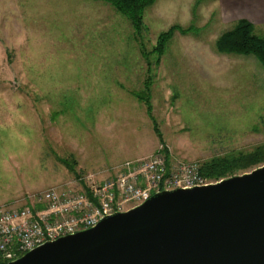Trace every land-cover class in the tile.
<instances>
[{
  "label": "rangeland",
  "instance_id": "374dc122",
  "mask_svg": "<svg viewBox=\"0 0 264 264\" xmlns=\"http://www.w3.org/2000/svg\"><path fill=\"white\" fill-rule=\"evenodd\" d=\"M213 9L155 0L135 33L106 0H0V205L157 150L172 169L264 140V68L216 49L233 24ZM172 25L189 30L158 55Z\"/></svg>",
  "mask_w": 264,
  "mask_h": 264
},
{
  "label": "water",
  "instance_id": "95a60500",
  "mask_svg": "<svg viewBox=\"0 0 264 264\" xmlns=\"http://www.w3.org/2000/svg\"><path fill=\"white\" fill-rule=\"evenodd\" d=\"M7 264H264V164L160 190Z\"/></svg>",
  "mask_w": 264,
  "mask_h": 264
},
{
  "label": "built area",
  "instance_id": "2783aa9c",
  "mask_svg": "<svg viewBox=\"0 0 264 264\" xmlns=\"http://www.w3.org/2000/svg\"><path fill=\"white\" fill-rule=\"evenodd\" d=\"M81 190L52 186L28 193L20 205H0V264H7L59 237L95 226L103 217L133 208L153 193L210 183L196 162L167 170L160 150L128 161L113 177L95 181L90 174ZM19 202V201H17Z\"/></svg>",
  "mask_w": 264,
  "mask_h": 264
},
{
  "label": "trees",
  "instance_id": "16d2710c",
  "mask_svg": "<svg viewBox=\"0 0 264 264\" xmlns=\"http://www.w3.org/2000/svg\"><path fill=\"white\" fill-rule=\"evenodd\" d=\"M112 8L123 15L131 24L135 33H139L144 25V10L152 5L155 0H106ZM174 29L180 32H187L189 28L180 26H170L162 31L157 37L154 52L161 55L167 41L172 36ZM216 49L221 53H233L243 55H254L264 68V37L255 33L253 24L239 20L233 26L222 32L215 42ZM141 100L144 99L139 94ZM147 110L150 104L145 98ZM199 164V172L210 182L218 181L235 174L249 171L264 164V140L253 145L250 149H231L219 155H214L204 159ZM167 170L169 169L168 159L166 158Z\"/></svg>",
  "mask_w": 264,
  "mask_h": 264
},
{
  "label": "crops",
  "instance_id": "0c3cea01",
  "mask_svg": "<svg viewBox=\"0 0 264 264\" xmlns=\"http://www.w3.org/2000/svg\"><path fill=\"white\" fill-rule=\"evenodd\" d=\"M213 7L212 11L204 15V22L209 21L215 11L217 22L234 24L245 20L264 35V0H213Z\"/></svg>",
  "mask_w": 264,
  "mask_h": 264
}]
</instances>
